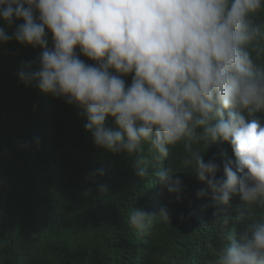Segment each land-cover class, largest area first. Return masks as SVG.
<instances>
[{"label":"clouds","instance_id":"obj_1","mask_svg":"<svg viewBox=\"0 0 264 264\" xmlns=\"http://www.w3.org/2000/svg\"><path fill=\"white\" fill-rule=\"evenodd\" d=\"M261 11L264 0H0V20L15 26L11 35L0 27V44L15 38L42 49L36 70L20 65V81L81 108L95 144L129 157L140 180L150 175L146 151L161 161L182 145L184 163L207 185L197 195L211 196L214 223L227 238L215 255L210 249L217 243L207 237V263L264 264V215L237 237L227 235L233 196L264 204V119L257 115H264V66L257 63L264 24L255 19ZM109 118L115 128L106 126ZM201 143L231 146L224 178L217 179L215 158L205 162L193 148ZM153 174L182 198V180L170 166ZM104 175L97 169L88 178ZM170 215L165 206L158 216L133 208L128 223L156 236L153 220L168 222Z\"/></svg>","mask_w":264,"mask_h":264},{"label":"trees","instance_id":"obj_2","mask_svg":"<svg viewBox=\"0 0 264 264\" xmlns=\"http://www.w3.org/2000/svg\"><path fill=\"white\" fill-rule=\"evenodd\" d=\"M255 19L264 24V11ZM0 27L10 35L15 31L3 20ZM46 33L51 49L53 37ZM42 51L15 38L0 44V264H208L209 248L203 245L207 237L217 243L210 249L215 255L227 238L214 223L217 208L211 196L197 195L207 185L184 163L183 146H175L161 161L146 151L150 175L137 178L129 157L95 144L81 108L20 81V65L31 63L36 70ZM80 58L94 63L82 54ZM257 63L264 66V52ZM125 79L130 85L132 77ZM257 115L264 119L263 113ZM106 126L116 127L111 118ZM193 148L205 162L215 158L220 164L217 179L224 178L222 161L234 156L229 144ZM169 166L182 180L179 201L153 174ZM97 169H104L105 175L89 179ZM86 190L90 196L84 195ZM257 205L264 206L245 205L239 195L233 196L227 235L237 237L264 215V207ZM162 206L170 210V221L153 220L159 224L156 236L130 227L131 209L158 216ZM195 253L200 259L192 256Z\"/></svg>","mask_w":264,"mask_h":264}]
</instances>
